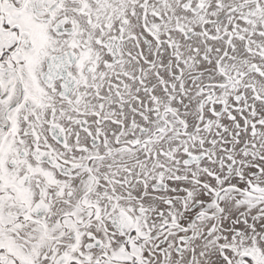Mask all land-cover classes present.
I'll return each mask as SVG.
<instances>
[{"label": "snow or ice", "instance_id": "obj_1", "mask_svg": "<svg viewBox=\"0 0 264 264\" xmlns=\"http://www.w3.org/2000/svg\"><path fill=\"white\" fill-rule=\"evenodd\" d=\"M0 264H264V0H0Z\"/></svg>", "mask_w": 264, "mask_h": 264}]
</instances>
